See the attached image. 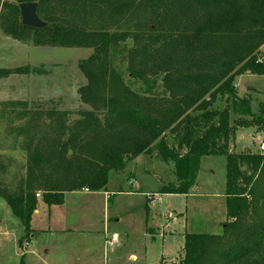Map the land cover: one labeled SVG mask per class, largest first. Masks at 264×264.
<instances>
[{
  "label": "trees",
  "instance_id": "16d2710c",
  "mask_svg": "<svg viewBox=\"0 0 264 264\" xmlns=\"http://www.w3.org/2000/svg\"><path fill=\"white\" fill-rule=\"evenodd\" d=\"M6 1L3 5L18 14L19 4L36 3L46 25L32 29L11 21L4 31L32 35L35 46L92 50L79 63L87 83L78 90L91 110L67 126L66 114L50 109L46 114L55 119L44 124L29 154L23 186L15 193L0 190L26 236L38 190L48 207L63 205L65 194L78 190L106 192L111 171L122 172L129 160L156 152L173 165L176 181L158 193L186 196L196 184L201 158L222 156L226 213L221 234H185L176 262L160 264H264V155L228 152L237 129L264 123V105L255 116L249 100L233 90L237 76H264L255 56L264 44V0H14V6ZM140 16L136 26L146 31L133 41L143 37L161 48L155 56L141 45V68L130 75L145 80L163 73L161 97L131 93L110 63L130 37L103 24H130ZM90 24L95 28L88 30ZM23 73L0 70V79ZM222 98L230 105L218 109L214 103ZM167 133L175 148L169 147Z\"/></svg>",
  "mask_w": 264,
  "mask_h": 264
},
{
  "label": "rangeland",
  "instance_id": "374dc122",
  "mask_svg": "<svg viewBox=\"0 0 264 264\" xmlns=\"http://www.w3.org/2000/svg\"><path fill=\"white\" fill-rule=\"evenodd\" d=\"M3 1L0 70H26L0 79V190L15 193L26 180L29 154L41 139L44 124L55 119L46 113L52 112L50 109L65 113L68 126L91 110L80 100L78 90L87 83L79 63L89 58L92 50L35 46L32 35L13 36L3 29L11 21L20 23V17ZM6 2L17 5L14 0ZM140 19L130 24L119 20L103 24L111 33L130 37L120 43L122 53L112 54L110 63L131 93L161 97L163 73L147 75L145 80L130 75L131 69L141 68V45L155 56L161 48L160 43L143 37L133 41L132 37L146 31L136 26ZM94 28L87 25L88 30ZM255 56L264 65V44ZM144 63L151 65L152 61ZM233 90L239 98L249 100L251 112L257 116L259 106L264 105V76H237ZM228 104L227 98H222L214 106L222 109ZM234 119L231 114L230 123ZM166 137L169 147L175 148L173 136L167 133ZM263 140L264 123L239 128L229 141L228 152L259 154ZM225 182V158L203 157L190 195H160V185L176 183L173 165L163 163L156 152L139 155L129 160L122 172L109 173L108 194L78 190L65 194L63 205L50 208L42 202V192L36 191L37 206L27 236L0 198V264H160L163 259L174 263L181 255L185 234H221ZM144 196L148 202V196L155 200L154 204L144 207ZM108 199L112 201L108 203Z\"/></svg>",
  "mask_w": 264,
  "mask_h": 264
},
{
  "label": "water",
  "instance_id": "95a60500",
  "mask_svg": "<svg viewBox=\"0 0 264 264\" xmlns=\"http://www.w3.org/2000/svg\"><path fill=\"white\" fill-rule=\"evenodd\" d=\"M20 14V23L22 26L32 29H41L45 27L37 16V4L34 2L21 3L18 6Z\"/></svg>",
  "mask_w": 264,
  "mask_h": 264
},
{
  "label": "crops",
  "instance_id": "0c3cea01",
  "mask_svg": "<svg viewBox=\"0 0 264 264\" xmlns=\"http://www.w3.org/2000/svg\"><path fill=\"white\" fill-rule=\"evenodd\" d=\"M30 93H33L32 91L30 92ZM35 94V93H34ZM248 151V149H246V150H244V152H247ZM195 187V186H194ZM160 188H161V185H160ZM192 190V189H191ZM190 190V191H191ZM87 194H89V192L87 193ZM106 194H108V192H106ZM144 195H146V194H144ZM161 195V194H160ZM188 195H190V193L188 194ZM188 195H186V196H188ZM147 196V195H146ZM109 198H111V197H109ZM112 201V199L110 200V202ZM154 201L155 200H152L151 202L149 201H147V198L144 196V207H145V205L147 206V207H149V206H152L153 204H154ZM51 207H53V206H51ZM50 207V208H51ZM48 208V207H47ZM49 209V208H48ZM32 221V220H31ZM112 244V243H111ZM182 247H183V245H182ZM163 260H165V259H163Z\"/></svg>",
  "mask_w": 264,
  "mask_h": 264
},
{
  "label": "built area",
  "instance_id": "2783aa9c",
  "mask_svg": "<svg viewBox=\"0 0 264 264\" xmlns=\"http://www.w3.org/2000/svg\"><path fill=\"white\" fill-rule=\"evenodd\" d=\"M259 152L262 153V154H264V140L259 144ZM148 200L150 202L152 201V199L149 196H148Z\"/></svg>",
  "mask_w": 264,
  "mask_h": 264
}]
</instances>
